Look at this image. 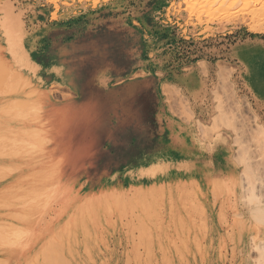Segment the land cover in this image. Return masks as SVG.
<instances>
[{"label": "rangeland", "instance_id": "obj_1", "mask_svg": "<svg viewBox=\"0 0 264 264\" xmlns=\"http://www.w3.org/2000/svg\"><path fill=\"white\" fill-rule=\"evenodd\" d=\"M62 1L15 3L35 58L42 60L59 43L104 39L110 30L126 37L132 72L111 79L108 65L94 71L89 87L115 91L142 81V89L127 96L154 100L155 136L142 134L139 142L135 124L127 125L122 149L106 141L100 172L84 159L61 203L49 198L51 181L46 189L22 190L20 204L34 206L18 219L28 228L38 220L23 264H137L140 254L151 252L165 258L142 264H264V249L261 256L250 248L264 227V104L241 79L239 58L244 44H264V29H252L247 16L236 15L241 0ZM5 49L0 47L4 56ZM12 70L0 71V87L9 86L0 114L15 123L20 114L38 111L37 100L66 105L80 99L69 85L49 79L45 96L24 103L18 97L21 69ZM6 148L0 141V153ZM0 170L1 184L15 175ZM15 235L12 241L0 234V252L11 249L10 240L19 244L26 237ZM43 251L49 260L42 261Z\"/></svg>", "mask_w": 264, "mask_h": 264}, {"label": "bare ground", "instance_id": "obj_2", "mask_svg": "<svg viewBox=\"0 0 264 264\" xmlns=\"http://www.w3.org/2000/svg\"><path fill=\"white\" fill-rule=\"evenodd\" d=\"M16 1L0 0V47L5 46L7 50L6 56L0 52L1 73H13V70H10H15L19 66L20 78H22L20 80L24 86L19 90L18 97L24 103L37 99L39 95L45 96L44 87L50 81L69 85L80 93V99L66 105H56L52 98H48L50 101L47 104L44 100H37L38 111L32 116L20 114L21 119L18 117L16 123L0 114V141L7 147L4 152L1 150L0 167L12 170L11 172L15 174L5 183H0V224L5 225L0 226V234L9 236L8 238L12 241L18 236L15 234L23 232L26 234L24 241L19 244L11 243L9 239L8 244H12L11 249L7 252H0L3 261L4 257H7L4 262L6 264H23L33 251L32 243L36 233L34 226L38 220H30L32 224L28 228L21 224L25 220L18 219L19 215L33 212L32 206H34L33 204L27 205V201L24 206L20 204L19 195L22 190L35 192L46 189L51 181L54 190L48 194L49 198H59L61 203L70 197L73 191L69 187L70 179L81 167L82 161L88 160L91 170L100 172L101 161L107 160L104 146L106 141L115 148L120 147L119 143H124L126 137L124 133H127V125L135 124L132 125L133 133L139 134L136 137L139 142L143 137L142 134H145L147 139L155 136L152 122L154 100L142 98L138 102V99L127 96V93L133 89H142V81L135 86L131 83L124 85L114 89L115 91H104L103 86H101L102 89L94 87V90H90L89 87L94 83L92 80L94 71L104 70L108 65L112 74L111 79L132 72V64L127 59L126 37L110 30L105 32L104 39L95 36L75 40L68 44L59 43L53 52L48 51L46 55L41 56L42 60H37L35 50L33 46L31 47L32 40L28 39L19 10L15 6ZM57 1L61 2V0ZM65 1L67 0L62 2ZM241 5L236 15L247 16L252 22V29H264V0H241ZM6 28H9L8 31H5ZM1 51L3 52L4 49ZM239 58L243 67L241 79L264 104V44L260 41L254 44L252 42L244 44ZM11 62L12 64L17 62V67L12 66ZM11 66L13 68H10ZM7 69L10 70L5 72ZM3 74H0V77H3ZM11 80H9L10 84ZM7 87H0V102L8 96ZM108 92H122L123 94L116 97ZM9 108L13 107L8 106V111L11 110ZM107 110L110 113H107ZM1 111L3 112L2 109ZM8 111H5L6 115ZM36 126L42 128L37 129ZM15 129L19 132L17 136L14 135L13 130ZM38 157L43 159L39 160ZM65 171H67V176H63ZM26 198H29L28 194ZM259 202L261 206H264V199ZM8 224L10 227H6ZM22 229L25 230L22 232ZM253 237L250 248L253 247L262 256L264 227H258ZM43 255L42 261L46 259L45 256L49 257L46 251H43ZM138 257L137 264H142V259L156 263L159 259L165 258L154 252L140 254Z\"/></svg>", "mask_w": 264, "mask_h": 264}, {"label": "crops", "instance_id": "obj_3", "mask_svg": "<svg viewBox=\"0 0 264 264\" xmlns=\"http://www.w3.org/2000/svg\"><path fill=\"white\" fill-rule=\"evenodd\" d=\"M156 118H157V115H156V113H155V115L153 116L152 122H153L154 119H156ZM171 126H172V124H171ZM171 126H170V125H167V124H163V125L161 126V128L168 130V129H172ZM167 127H169V128H167ZM171 137H173V136L171 135Z\"/></svg>", "mask_w": 264, "mask_h": 264}]
</instances>
